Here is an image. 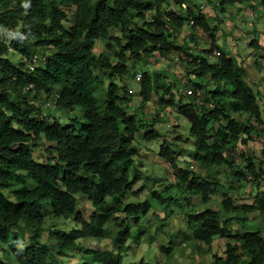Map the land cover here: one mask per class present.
I'll return each mask as SVG.
<instances>
[{
    "label": "trees",
    "instance_id": "1",
    "mask_svg": "<svg viewBox=\"0 0 264 264\" xmlns=\"http://www.w3.org/2000/svg\"><path fill=\"white\" fill-rule=\"evenodd\" d=\"M1 1L0 27L19 29L10 42L0 36V243L10 249L8 256L17 264H66L68 251H81L84 261L78 264H125L129 241L155 239L159 233L152 235L142 224L152 208L151 200L126 201L139 178L135 138L144 123L137 113H128L129 88L114 77L128 75L130 58L141 60L156 51L166 55L182 49L185 58L191 59L195 74L191 83L200 93L176 99L173 85L160 83L158 74L144 73L140 106L156 92L162 103L175 106L186 117L190 128L185 140L191 141V156L205 174L178 166L182 149L166 139L160 156L176 168L180 190L198 193L204 201L225 186L218 167L229 169V187L252 181L257 191L252 203L238 205L222 191V211L210 207L189 211L186 232L173 231L162 251L169 257L186 238L205 248L220 237L226 239L224 255L216 256L211 264H264V162L242 153L247 161L244 168L232 157L238 144H247L258 132L257 124H264L262 108L247 80V68L216 43L218 26L211 24L208 15L189 5V0H174L177 9L164 7L168 0ZM253 1L219 0V4L225 11ZM257 1L264 10V0ZM149 11L153 12L150 20ZM69 15L71 24L66 23ZM191 19L192 26L209 33L210 51L219 49L216 60L196 56L185 44L177 46L178 32ZM112 28L121 35L112 36ZM97 39L105 45L99 54L94 51ZM250 45L262 48L256 41ZM10 49L26 60L14 64L8 57ZM35 54L39 59L31 68L28 61ZM112 57L117 59L115 63ZM99 73L111 79L104 93L97 88ZM43 95L55 100L60 109L79 107L83 120L61 123L37 105L44 101ZM142 136L152 141L162 133L146 126ZM42 137L54 142L48 147L46 162L35 159L30 144ZM262 152L264 156V146ZM6 189L12 191V197ZM151 192L164 208L171 204L184 207L178 195H165L158 189ZM79 194L93 204L89 219L78 211ZM251 213L260 219L251 222ZM47 218L75 225L49 228ZM235 222L239 227H234ZM44 232L51 240L43 237ZM91 237L113 239L115 251L84 248L81 240ZM20 239L24 242L18 244ZM0 264L8 262L0 257Z\"/></svg>",
    "mask_w": 264,
    "mask_h": 264
},
{
    "label": "rangeland",
    "instance_id": "2",
    "mask_svg": "<svg viewBox=\"0 0 264 264\" xmlns=\"http://www.w3.org/2000/svg\"><path fill=\"white\" fill-rule=\"evenodd\" d=\"M174 0H168L164 7L168 8L175 6ZM14 2H22L27 4V0H14ZM189 5L194 6L204 12L210 18L211 24L218 26L216 32V43L221 45L227 52L230 53L239 63L244 65L248 70V82L259 95V103L262 108L264 118V10L259 1L255 0L251 4H235L221 11L219 0H189ZM188 3L184 4V8ZM4 8L3 1L0 0V10ZM152 11L147 12V19H151ZM72 15H69L67 24H71ZM19 29H11L0 27V36L3 40L10 42L17 34ZM112 36H120L121 33L118 29L112 28L110 30ZM177 46L185 44L190 47V52L195 53L196 56H207L211 61L216 60L218 56L215 51L218 48L212 49V40L209 33L204 31L201 27H194L188 22H185L182 29L178 32L176 38ZM252 41L258 42L262 48L252 47ZM105 50L104 42L97 39L95 42L94 51L99 54ZM47 51V49H43ZM39 55L42 54V50ZM8 57L14 64L23 63L24 58L22 55L13 50H9ZM182 49H177L169 54L162 55L156 51L151 55L145 56L141 60H128L129 73L125 77L115 76L114 80L118 83L125 84L129 88L131 94L130 102L127 107L129 114L137 113L142 119L144 125L141 131L136 133L135 145L138 154L136 155V167L139 169L138 181L134 184L131 191L128 192L126 201H138L149 198L152 202V208L142 218V224L150 229V233L154 235L155 239L152 242L142 239L141 241H129V249L125 256V264H138L144 261L148 264H211L216 256H223L225 250V238L216 237L211 246L203 248L198 245L193 238H186L181 241L172 251L169 257L162 251V246L168 244V235L173 231L182 230L186 232V215L189 211H200L206 207L218 209L222 211V196L221 192L226 191L233 198L236 204L252 203L254 195L257 191L254 182L242 184L238 182L235 187H229V169L226 167H218L217 171L222 173L221 181L224 182V187L219 189L217 194L210 200L204 201L202 196L195 192H182L177 186L176 168L171 165L166 159L160 156L159 150L164 139L171 142L176 149H182V153L178 159V166L188 167L189 169L205 174L201 169L199 163L191 156L193 145L190 140H185L189 136L190 123L182 114L179 113L175 106L167 105L161 102L159 94L153 92L152 99L146 102L142 107L140 102L142 96L140 94V86L142 74L147 73L152 77L155 74L160 75L159 82L164 84L173 85L172 93L179 99H188L181 89L182 82L187 79L194 82L192 70L194 67L189 63L190 58H185ZM40 61V60H39ZM117 59L112 57V62ZM38 62V61H37ZM37 62L28 61V64L33 65ZM141 74V75H140ZM191 75V77H190ZM100 78L97 81V88L100 92L104 93L111 79L104 73H99ZM192 78V79H190ZM176 83V84H175ZM44 101H38L37 105L41 106L43 110H49L51 115L58 119L61 123L80 122L83 120V112L79 107L73 109H60L55 105V100L48 98ZM50 102V104H48ZM48 112V111H47ZM151 126L157 128L162 136L158 139L147 141L142 136L144 127ZM263 125H258V132H256L247 144H238L234 154L236 164L239 167H244L247 163L243 159L242 153L255 156L264 162L262 148L264 146V130ZM33 155L36 160L46 162L50 158L48 147H52L54 142L46 140L44 137L30 142ZM264 166V163H262ZM165 186H170L166 188ZM158 189L165 195H178L180 201L184 203V207L171 204L164 208L156 198L152 195V190ZM5 192L9 197H12V191L6 189ZM185 196L188 201L184 200ZM78 211L86 218L89 219L94 207L89 198L85 195H78ZM111 203L112 201L109 200ZM227 216H231L228 214ZM235 216L242 218L243 213H236ZM251 222H256L260 219L256 213L248 215ZM133 221H129L132 223ZM47 225L49 228L61 226L65 229L74 227L75 223L65 219L50 220L47 218ZM234 227H239L237 222ZM115 232L116 228L111 226ZM43 237L51 240L48 232H44ZM27 236H25V240ZM24 242L20 239L18 244ZM27 243V240L24 244ZM84 248L100 249V250H113L115 251V243L110 238H84L81 240ZM10 249L7 245L0 243V257L8 264H17L12 256H8ZM66 264H78L84 261L82 252L68 251L65 254Z\"/></svg>",
    "mask_w": 264,
    "mask_h": 264
},
{
    "label": "built area",
    "instance_id": "3",
    "mask_svg": "<svg viewBox=\"0 0 264 264\" xmlns=\"http://www.w3.org/2000/svg\"><path fill=\"white\" fill-rule=\"evenodd\" d=\"M190 22H191V24H193L194 19H191ZM216 53L220 54L219 51H216ZM38 59H39V55L35 54L30 61H31V63L37 62ZM24 60H26V58H24ZM30 66H31V68H34L33 65H30ZM192 77H194V75ZM181 89L183 90L184 94H186V95H194V94L200 93L199 91L196 92L195 87L192 85L191 81H188L187 79H185L183 81V87Z\"/></svg>",
    "mask_w": 264,
    "mask_h": 264
},
{
    "label": "clouds",
    "instance_id": "4",
    "mask_svg": "<svg viewBox=\"0 0 264 264\" xmlns=\"http://www.w3.org/2000/svg\"><path fill=\"white\" fill-rule=\"evenodd\" d=\"M220 52V51H219ZM215 53H216V51H215ZM219 55V54H218ZM192 78H195V74H194V77H192ZM189 81V80H188ZM183 87V82H182V84H181V88ZM185 95V94H184ZM56 103V102H55ZM48 104H50V102H48Z\"/></svg>",
    "mask_w": 264,
    "mask_h": 264
}]
</instances>
